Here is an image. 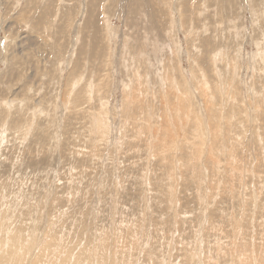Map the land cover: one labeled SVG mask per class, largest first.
Wrapping results in <instances>:
<instances>
[{"label":"rangeland","instance_id":"rangeland-1","mask_svg":"<svg viewBox=\"0 0 264 264\" xmlns=\"http://www.w3.org/2000/svg\"><path fill=\"white\" fill-rule=\"evenodd\" d=\"M11 244L23 264H264V0H0Z\"/></svg>","mask_w":264,"mask_h":264},{"label":"bare ground","instance_id":"bare-ground-1","mask_svg":"<svg viewBox=\"0 0 264 264\" xmlns=\"http://www.w3.org/2000/svg\"><path fill=\"white\" fill-rule=\"evenodd\" d=\"M224 75V74H223ZM226 76V75H225ZM219 116V115H218ZM22 236V235H21ZM7 245V244H6ZM6 248V247H5ZM14 245L13 244H11V245H9V247H7V249H5V254H4V256H0V264H23V262H24V258H25V254L22 256V257H20V259H19V255L15 252V251H13L14 250ZM48 247H44L43 248V253L44 252H47L46 251V249H47ZM1 251V250H0ZM20 252V251H19ZM40 253H41V251H39ZM3 253V252H2ZM22 253H23V251H22ZM42 253V254H43ZM17 254V255H16ZM22 255V254H21ZM40 256H36V257H34V259H33V261H32V263L31 264H36L37 263V261H39V258ZM79 259V260H78ZM78 259H77V262L75 263V264H77L78 263V261H80V259H81V255H79L78 256ZM102 259V258H101Z\"/></svg>","mask_w":264,"mask_h":264}]
</instances>
